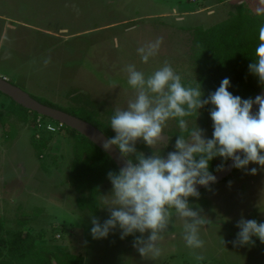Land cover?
<instances>
[{
  "label": "rangeland",
  "instance_id": "1",
  "mask_svg": "<svg viewBox=\"0 0 264 264\" xmlns=\"http://www.w3.org/2000/svg\"><path fill=\"white\" fill-rule=\"evenodd\" d=\"M239 1L243 0L215 13L223 0H0V77L56 108L73 107L70 96L81 94L107 110L126 109L136 96V90L128 84L129 65L147 78L167 63L182 83H195L190 30L227 19ZM255 7L264 9V4ZM199 8L204 13L193 17ZM160 38L157 53L143 62L138 49ZM10 104V98L0 94V111L6 113ZM15 122L22 135L12 142L5 136L0 139V155L7 145L5 158L0 159V177L6 179H0V219L5 238L9 237L7 231L29 232L38 245L64 246L70 254L83 256L84 264H264V243L257 237H253L254 244L232 243L242 218L264 223V169L258 164L236 168L223 182L200 191L199 198L189 197V204L202 210L207 220L199 228L202 248L186 245L183 221L173 210L170 226L158 241L160 255L141 257L134 241L121 239L119 227L107 238L92 237V218L101 224L110 218L104 207L105 201L111 200L112 184L101 185L97 214L80 210L79 195L76 193L75 199L73 191L65 196V203L58 192L51 194L50 189L62 188L61 182L68 179L73 165L76 137L69 128L40 116L31 117L28 124ZM197 125L204 130L205 138H212V119L206 127L200 118L188 120L190 129ZM164 131L169 137L172 132L176 134L167 147L157 146L166 156L175 150L180 133L175 119L167 122ZM41 139L49 142V149L44 158L38 159L32 143ZM136 148L145 155L153 154L142 139ZM44 166L47 178H54L55 183L47 181L34 192L35 188L27 185L26 175L36 170L41 173ZM251 168L257 169L255 175L250 174ZM55 173L59 175L54 177ZM33 179L38 180L36 175ZM69 184L67 181L65 185Z\"/></svg>",
  "mask_w": 264,
  "mask_h": 264
},
{
  "label": "clouds",
  "instance_id": "2",
  "mask_svg": "<svg viewBox=\"0 0 264 264\" xmlns=\"http://www.w3.org/2000/svg\"><path fill=\"white\" fill-rule=\"evenodd\" d=\"M259 41L256 59L249 69L264 85V27L259 29ZM161 43L162 38L138 49L143 62L147 63L157 53ZM127 72L128 84L136 90L135 99L129 101L126 109L115 110L110 119L115 136L103 143L106 152L118 150L122 166L118 173H108L113 188L111 200L105 201L104 208L110 212V218L103 224L92 218V237L107 238L117 227L121 239L138 232L141 235L133 246L141 257L159 256L158 241L168 230L174 210L175 216L183 221L186 245L202 248L199 228L207 220L202 210L189 204V197H200L197 185L210 189L217 182L209 170L210 162L216 157L225 162L231 159L237 169H247L252 163L264 169V96L242 99L233 95L228 90L231 81L226 77L204 99L200 86H185L167 63L147 78L132 65ZM207 105L213 106L212 138H205L204 130L198 125L190 129L184 119L197 112L200 115L199 110ZM254 105H258L255 113ZM171 119H178L181 134L175 141V150L165 156L157 146L167 147L171 142L172 137L164 131ZM141 139L153 150L152 155L137 151L136 144ZM223 170V164L217 167V171ZM256 173V168L250 169V174ZM237 227L240 231L232 241L234 246L254 244L253 237L264 243V223L242 218Z\"/></svg>",
  "mask_w": 264,
  "mask_h": 264
},
{
  "label": "trees",
  "instance_id": "3",
  "mask_svg": "<svg viewBox=\"0 0 264 264\" xmlns=\"http://www.w3.org/2000/svg\"><path fill=\"white\" fill-rule=\"evenodd\" d=\"M261 27H264V12L254 13L242 4L238 5L227 19L214 26L191 29L190 61L196 69L197 80L193 84H183L192 87L200 86L204 93L203 98L207 99L227 77L231 81L228 90L233 95L240 96L242 99L254 98L264 88V85L259 83L258 78L249 69V65L256 59L255 48L260 42L259 29ZM79 95H71L74 105L65 109L37 101L95 125L109 138L114 137L115 132L110 127V119L114 111L105 109L103 104H95L87 96L81 95L87 97L86 99L89 98L88 100ZM10 101L12 104L7 107L6 113L0 111V123L4 128L6 140L12 142L19 134L15 121L28 124L31 117L36 118L39 115L30 112L11 99ZM212 107V105H207L199 110L200 115L197 112L184 119L188 121L200 118L201 123L206 127L211 120ZM42 118L48 120V118ZM175 121L178 125V119ZM68 130L73 137H76L73 165L69 174L70 185L79 195L77 199L79 209L97 214L100 209L101 185L111 184L108 173H118L119 168L106 152L90 140L74 130ZM170 135L173 139L176 137L173 132ZM48 144L49 142L44 139L33 142L32 146L38 159L44 158L49 149ZM229 161L230 159L225 162L223 158L216 157L210 162L209 170L214 175L218 172L219 165L225 166ZM44 169H46L45 166ZM4 231L6 230L0 219V264H53V261L57 264L84 263L83 256L70 254L64 246L38 245L36 237L29 232L7 231L9 237L5 238ZM137 236H140V233L129 235L126 239L131 242Z\"/></svg>",
  "mask_w": 264,
  "mask_h": 264
},
{
  "label": "water",
  "instance_id": "4",
  "mask_svg": "<svg viewBox=\"0 0 264 264\" xmlns=\"http://www.w3.org/2000/svg\"><path fill=\"white\" fill-rule=\"evenodd\" d=\"M0 93L7 96L16 104L29 110L30 112L36 113L41 117L48 118L54 122L66 126L71 130L76 131L81 136L90 140L102 151L106 152L103 148V143L109 137L99 128H97L95 125L86 122L82 119H79L71 114H68L58 109H54L52 107L46 106L38 102L33 97H31L30 95L22 91L19 87L10 83L7 79L3 77H0ZM257 95L264 96V88ZM256 111H258V105L253 106V113H255ZM106 153L112 158L114 163L120 169V167L122 166L121 165L122 160L120 158V154L118 150L113 149V153L110 152H106ZM232 165H233V161L230 159V161L224 166L223 171H218L216 174H214L217 177V182L211 184L210 187L215 184L223 182L230 175H232L236 170V168L233 167ZM197 188L199 192L207 189L204 186H200V185H197ZM53 264H57V262L53 261Z\"/></svg>",
  "mask_w": 264,
  "mask_h": 264
},
{
  "label": "crops",
  "instance_id": "5",
  "mask_svg": "<svg viewBox=\"0 0 264 264\" xmlns=\"http://www.w3.org/2000/svg\"><path fill=\"white\" fill-rule=\"evenodd\" d=\"M234 1H237V0H223V2L222 3H220V5H218V6H220V9H216L215 10V13H217L218 11H220L221 12V10H223L224 11V9H225V5H228L229 3L231 4L232 2H234ZM243 1H245L246 2V4H244V2ZM242 2H238V5H242V4H244V5H246L252 12H254V13H259V12H264V9H262L261 7H255V6H258V5H260V4H264V0H243ZM211 4V3H210ZM237 5V6H238ZM254 9H256V10H254ZM180 11H182L183 9H179ZM199 12H195V14H192V15H194L193 17H199L202 13H204V9H200L199 8ZM184 22V19H182L181 20V22ZM19 135H22V133H20V129H19ZM2 137H4V128H3V126L1 125V123H0V139L2 138ZM33 144V143H32ZM6 149H7V145H3V147L1 148V150H3V152H1V155H0V159H3V158H5V151H6ZM17 162H19V161H17ZM16 162V163H17ZM19 165H21V164H19ZM19 165H17L18 166V169H19ZM40 169H41V166H40ZM17 172H18V177H20L21 176V174H20V169L19 170H17ZM46 173H47V168L46 169H44V170H41V173H39V171L38 170H36V173H34V172H29L27 175H26V179H27V185L28 186H33L32 188H35V190H34V192L36 191V190H38L40 187H43V186H45V184H47V181L48 182H50V183H55L53 180H54V178H52L51 180L49 179V178H47V175H46ZM56 174H58V173H55L53 176L55 177V175ZM36 175V177L38 178V180H34L33 179V176H35ZM42 177H41V176ZM59 175V174H58ZM27 176H28V178H27ZM39 178H44V179H39ZM0 179H2V181H4L5 182V180L6 179H4V177H0ZM68 181V184L70 183L69 182V173H68V179H65V181H63V182H61L62 183V185H60V186H62V188H60L59 187V190L57 189V188H55V189H50L51 190V194L53 195L55 192H58V194H61V196H62V199H63V201H64V203H65V196L66 195H70V194H68V193H72V191H73V193L75 194V199L77 198L76 196V192H75V190L74 189H72V190H70L71 189V185L69 184V186L68 185H65L66 184V182ZM3 182V183H4ZM59 182H60V180H59ZM58 182V183H59ZM48 186H52V187H56V185H54V184H49ZM31 192H33V191H31ZM57 193H55V195H56ZM101 197V196H100ZM99 197V198H100ZM62 201V202H63ZM63 203V204H64ZM100 210V209H99ZM68 252V251H67ZM85 261V260H84ZM84 264V263H83Z\"/></svg>",
  "mask_w": 264,
  "mask_h": 264
},
{
  "label": "built area",
  "instance_id": "6",
  "mask_svg": "<svg viewBox=\"0 0 264 264\" xmlns=\"http://www.w3.org/2000/svg\"><path fill=\"white\" fill-rule=\"evenodd\" d=\"M60 127H63V125L62 124H60ZM49 131H54V128H51V127H49V129H48Z\"/></svg>",
  "mask_w": 264,
  "mask_h": 264
}]
</instances>
